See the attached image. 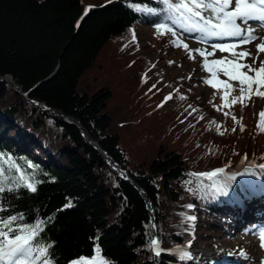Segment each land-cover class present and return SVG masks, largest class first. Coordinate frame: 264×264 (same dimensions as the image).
I'll return each mask as SVG.
<instances>
[{
	"label": "trees",
	"instance_id": "trees-1",
	"mask_svg": "<svg viewBox=\"0 0 264 264\" xmlns=\"http://www.w3.org/2000/svg\"><path fill=\"white\" fill-rule=\"evenodd\" d=\"M175 20L161 0H0V78L15 83L0 80V218L22 216L13 228L43 221L37 240L52 245L55 264L91 258L97 244L112 264H200L171 251L233 241L237 194L249 215L264 207V132L257 127L250 137L255 96L243 108L241 132L232 119H240V103L218 111L221 88L206 108L195 104L185 86L195 82L179 87L182 80L164 78L133 38L149 27L155 40L174 46L176 36L157 25ZM236 96L238 87L229 102ZM245 156L256 165L242 169L240 185L229 186L223 174L191 175L225 170ZM214 182L228 195H216ZM152 240L161 242L159 257Z\"/></svg>",
	"mask_w": 264,
	"mask_h": 264
},
{
	"label": "snow or ice",
	"instance_id": "snow-or-ice-1",
	"mask_svg": "<svg viewBox=\"0 0 264 264\" xmlns=\"http://www.w3.org/2000/svg\"><path fill=\"white\" fill-rule=\"evenodd\" d=\"M161 2L168 10L178 14L180 26L186 32L199 33L204 40L225 37L237 38V43L213 44V51L210 52L201 49L194 50L200 57L204 58L202 70L211 74V78L205 79L203 82L210 85L213 89H223L222 99L224 104L222 106L213 105L218 111L221 110V107L231 108L237 103H240L241 110H243L247 106L246 101L250 100L252 96L264 98V59H260L261 54L264 53V37L257 36L256 29H253L248 23L249 21H257L260 27L264 28V0H161ZM135 10L144 11V9L139 7ZM157 28L158 30L163 29L171 32L174 37L176 36V32L165 24L157 25ZM133 38H135L134 33ZM257 40L261 42L255 45V56L246 48L236 51L240 45L250 44ZM172 43L176 47H181V41L178 38L174 39ZM182 46L186 50L188 58L195 59L188 45L183 44ZM215 50L220 52L228 51L231 53L232 58L225 57L209 60V56L215 55ZM243 60H251V63H242L241 61ZM257 61H259V67H254ZM244 69L247 70L245 71ZM220 74L227 79H221ZM232 82H236V87H234ZM237 87L239 96L233 97L229 102L230 94L236 91ZM180 98L185 99V97ZM170 99H172L171 95L166 97L165 101ZM193 111H196V109H193ZM224 115L228 116L229 113L226 112ZM260 116L261 122L257 127L264 132V111L260 113ZM200 119H203V116ZM232 119L235 123H240V131H244V125L241 123L243 116L241 115L239 120L232 116ZM211 123L215 124V121ZM216 127L218 133L223 135L224 132L220 131V125ZM232 131L234 132L236 129L233 128ZM245 160H247V156H245ZM259 167L264 168V165ZM221 174H225L223 168L207 173H192L191 175L203 176L212 180ZM3 176L4 168L0 165V193L6 191ZM226 179L231 181L234 176H226ZM25 187L32 192L36 191L34 184L29 183ZM212 187L215 188L216 195H228L226 186H218V182H214ZM7 190L12 191L11 188H7ZM66 207H71V204L66 205ZM187 207L191 208L193 206L187 205ZM3 211L4 208L0 206V212ZM22 218V216L0 218V264H55L50 254L52 245L50 243L44 244L37 240L39 233L43 231L41 225L44 222L40 221L35 225L13 228V223ZM186 219L194 221L196 218L188 216ZM260 239V246L264 248V233H261ZM160 243L157 240H152L151 242L157 257L161 255V251H164L161 249ZM176 251L179 253L181 260L191 258L190 254L182 249H177ZM240 255L246 257L244 252H241ZM69 264H112V262L101 255V249L97 244L95 255L91 258L80 256L70 261Z\"/></svg>",
	"mask_w": 264,
	"mask_h": 264
},
{
	"label": "rangeland",
	"instance_id": "rangeland-1",
	"mask_svg": "<svg viewBox=\"0 0 264 264\" xmlns=\"http://www.w3.org/2000/svg\"><path fill=\"white\" fill-rule=\"evenodd\" d=\"M169 27L176 31L178 38L181 41V47L169 46L166 40H160L159 42L155 40L154 34L151 28L142 27L135 31V39L139 44V47L143 53V55L156 67L157 70L163 71L164 78H172L180 79L182 82L179 84L180 86H184L187 81L192 80L195 82V85H185L186 88H190L193 97H190L195 104L206 108L207 100L210 95H213L214 89L210 88V85L204 83L203 81L210 77H205L204 72L201 70L203 64V57H200L197 52L194 50L201 49L207 51H213V44H220L218 42H207L201 38L200 34L193 36L192 34H187L191 32H186L184 28L180 26V20H175L169 24ZM253 29L258 30L260 27L252 26ZM262 29V28H261ZM260 29V30H261ZM183 44H187L189 50H192L195 59H189L186 50L183 48ZM117 44H113L111 48L104 55L105 58L109 56L111 50L117 49ZM256 45V44H255ZM255 45L245 44L241 47H238L236 51H240L242 48H246L250 50L255 56L256 47ZM167 50L165 51V49ZM264 53L261 54L260 59H264ZM167 57H169V61L167 62ZM229 58L231 59V53L228 51L220 52L219 50H215L214 56H209L208 59H221V58ZM107 60V59H106ZM172 62V63H170ZM242 63H251V60H243ZM254 67H259V61L254 65ZM245 71L247 69H244ZM173 75V76H170ZM221 79H226L222 74H220ZM172 95V93H171ZM264 111V98L254 97L252 100V106L250 109L251 115V133L250 137L253 138L255 134V129L257 128V118L260 116V113ZM213 115H216L212 111ZM240 115L245 116L244 110L240 109ZM217 116V115H216ZM218 117V116H217ZM244 158L239 162L233 163L232 166L225 169V174L222 175V180L227 183L229 186L240 185L242 183V169L244 167L254 166L255 162L253 160L247 159L243 164ZM126 176L125 173H120ZM226 176H234V179L228 181ZM219 186V185H218ZM214 188V187H213ZM215 191V188H214ZM236 201V200H235ZM257 214L255 216V220L257 221L259 218L264 219V209L261 211L256 210ZM259 214H261L259 216ZM238 218V217H237ZM237 218L234 222L236 232L233 234V241L221 240L217 247H203L205 249L200 250L198 257L195 259L197 263H209V264H224L225 255H228L227 261H230V264H264V252L261 245V239L257 231L256 225L254 223H249V221L245 222L240 221L237 223ZM210 220L215 221L216 223H220V220L217 217L211 216ZM153 231L155 232V224L152 226ZM255 230V231H254ZM192 250L198 251V246L196 244H191ZM222 251H226V254L220 255L219 253ZM241 252L246 253V257L240 255ZM180 257V256H179ZM247 259H253L248 261Z\"/></svg>",
	"mask_w": 264,
	"mask_h": 264
},
{
	"label": "bare ground",
	"instance_id": "bare-ground-1",
	"mask_svg": "<svg viewBox=\"0 0 264 264\" xmlns=\"http://www.w3.org/2000/svg\"><path fill=\"white\" fill-rule=\"evenodd\" d=\"M249 23V25L252 27H254V26H257V27H259V22H257V21H249L248 22ZM261 28H259L258 30H256V35L257 36H260V37H264V28H262L261 30H260ZM211 39H213V38H211ZM213 40H215V42H224V43H220V44H233V43H237V38H230V37H226V38H223V39H213ZM216 40H219V41H216ZM261 41L260 40H257V41H254L253 43H251L252 45H255V44H259ZM241 46H243V45H240L239 47H241ZM264 57V56H263ZM263 59V58H262ZM227 252L226 251H222V252H220L219 254L220 255H222V254H226ZM191 258H193L194 259V261H195V259L198 257V254L197 253H195L194 255H192V256H190ZM226 259H228V255H225L224 256V259H222L223 261L224 260H226ZM248 261H250V260H253V259H247Z\"/></svg>",
	"mask_w": 264,
	"mask_h": 264
},
{
	"label": "water",
	"instance_id": "water-1",
	"mask_svg": "<svg viewBox=\"0 0 264 264\" xmlns=\"http://www.w3.org/2000/svg\"><path fill=\"white\" fill-rule=\"evenodd\" d=\"M0 80H3V81H6V82H11V83H14V81H13V79H12V77H9V76H6V77H1L0 78ZM15 84V83H14ZM24 96H25V98H27V94H23ZM48 110V109H47ZM48 111H50V110H48ZM54 114L55 115H58V112L57 111H54ZM77 122V121H76ZM78 123V122H77ZM79 124V123H78ZM86 140L88 141V135H87V132H86ZM91 146L93 147V148H95L98 152H100L101 153V155H103L105 158H106V160L108 161V162H111V163H113L114 165H115V163L112 161V159L109 157V156H107V155H105L103 152H102V150L97 146V145H95V144H93V143H91ZM112 170H114L115 172H119L117 169H115V168H113L112 167ZM122 173V172H121ZM127 181H129V182H131L134 186H135V188H137V190L142 194V195H144V192L141 190V188L129 177V176H127V177H124ZM145 196V195H144ZM149 208H150V206H149ZM152 226H154V220H152Z\"/></svg>",
	"mask_w": 264,
	"mask_h": 264
}]
</instances>
